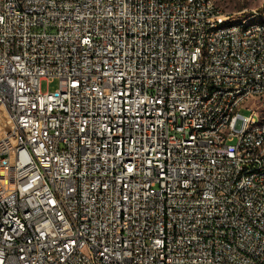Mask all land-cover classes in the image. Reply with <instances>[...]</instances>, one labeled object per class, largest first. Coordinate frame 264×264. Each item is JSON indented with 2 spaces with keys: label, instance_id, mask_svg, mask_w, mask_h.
<instances>
[{
  "label": "built area",
  "instance_id": "built-area-1",
  "mask_svg": "<svg viewBox=\"0 0 264 264\" xmlns=\"http://www.w3.org/2000/svg\"><path fill=\"white\" fill-rule=\"evenodd\" d=\"M228 18L209 0H0V264H264V125L241 112L264 96V27L202 38Z\"/></svg>",
  "mask_w": 264,
  "mask_h": 264
},
{
  "label": "bare ground",
  "instance_id": "bare-ground-1",
  "mask_svg": "<svg viewBox=\"0 0 264 264\" xmlns=\"http://www.w3.org/2000/svg\"><path fill=\"white\" fill-rule=\"evenodd\" d=\"M210 6H220L216 0H209ZM223 17H231L228 19H220L213 24H208L202 31V38H213L224 31H233L237 29V36H246L247 31H253L258 27H264V6L262 7L263 14H254L259 16V21H239L235 19L232 12L226 11L222 7ZM253 11H257V8ZM203 46H210V39H203ZM227 48H234V39L226 38ZM238 51H246V44H238ZM218 84H225V72H218ZM217 91V84H208L206 92L200 97V104H210L213 101V94ZM227 102L236 103V93L227 94ZM256 124L251 125V133L260 132V125H264V116H260L256 112ZM213 130H218V136H227L228 131H235V121L227 120L222 126V116L220 114H213ZM262 136H264V128H262ZM261 161H264V150L261 153ZM261 167H250L249 176H261Z\"/></svg>",
  "mask_w": 264,
  "mask_h": 264
},
{
  "label": "rangeland",
  "instance_id": "rangeland-1",
  "mask_svg": "<svg viewBox=\"0 0 264 264\" xmlns=\"http://www.w3.org/2000/svg\"><path fill=\"white\" fill-rule=\"evenodd\" d=\"M216 2L222 6L226 11L232 12L235 16V19L239 21H259L260 17L250 15L254 9L257 7L264 6V0H216ZM240 12H245L240 14ZM59 87V79L55 78L51 82L48 80H43L41 82V90L43 92L55 91ZM249 107L253 108L260 114L264 116V96L253 98L251 101H248L243 108L241 109L242 114H250ZM11 126L9 120L7 119L4 112L0 113V136L3 135L7 129Z\"/></svg>",
  "mask_w": 264,
  "mask_h": 264
}]
</instances>
